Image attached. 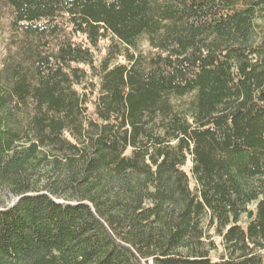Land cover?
<instances>
[{"label":"trees","instance_id":"obj_1","mask_svg":"<svg viewBox=\"0 0 264 264\" xmlns=\"http://www.w3.org/2000/svg\"><path fill=\"white\" fill-rule=\"evenodd\" d=\"M1 19L0 264H264V0Z\"/></svg>","mask_w":264,"mask_h":264},{"label":"rangeland","instance_id":"obj_2","mask_svg":"<svg viewBox=\"0 0 264 264\" xmlns=\"http://www.w3.org/2000/svg\"><path fill=\"white\" fill-rule=\"evenodd\" d=\"M16 39L15 35L11 34L9 28V22L7 19L0 20V66L1 60L5 56V51H12L14 50V46L12 45V40ZM187 169V168H186ZM14 201V198L10 195L8 196L6 192H0V207L11 205ZM216 253H213V256Z\"/></svg>","mask_w":264,"mask_h":264}]
</instances>
